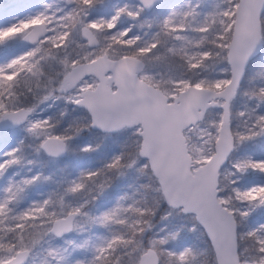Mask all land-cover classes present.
<instances>
[{"label": "snow or ice", "instance_id": "snow-or-ice-1", "mask_svg": "<svg viewBox=\"0 0 264 264\" xmlns=\"http://www.w3.org/2000/svg\"><path fill=\"white\" fill-rule=\"evenodd\" d=\"M260 52L264 0L0 9V264H264Z\"/></svg>", "mask_w": 264, "mask_h": 264}, {"label": "trees", "instance_id": "trees-1", "mask_svg": "<svg viewBox=\"0 0 264 264\" xmlns=\"http://www.w3.org/2000/svg\"><path fill=\"white\" fill-rule=\"evenodd\" d=\"M37 1L38 0H17L15 3H13V5H33V4L37 3ZM24 8H27V7H22L21 9H24ZM263 66H264V52H260L251 61V65H250V68H249V74L251 75V74H254V73L258 72L259 70H261V68ZM81 140H82V138H80L78 141H76V142H78V145H79ZM2 145L6 146L7 144H2ZM77 156H79V155H77ZM90 156L91 155H88L87 157H85V156L80 157L79 156V157L73 158L72 160L64 162V160H66L69 157V156H67V157H65L62 160V163L61 162L52 163V162H49V161L45 160V168H44V170L46 172L59 170L60 166L67 165L66 171L74 172L77 166H79L80 164L86 162V159L89 158V160L91 161L92 158H90ZM133 179L134 178L130 176L127 180H124L122 182H124V184L126 185L127 183L132 182ZM38 187H40V186H38ZM48 187H49L48 185H44L43 186L44 190H47ZM37 191H38V189L32 190L30 195L31 196H35ZM44 247H47V245H44ZM39 251L43 252L42 249L39 250ZM39 261L40 260H37V264H39Z\"/></svg>", "mask_w": 264, "mask_h": 264}, {"label": "rangeland", "instance_id": "rangeland-1", "mask_svg": "<svg viewBox=\"0 0 264 264\" xmlns=\"http://www.w3.org/2000/svg\"><path fill=\"white\" fill-rule=\"evenodd\" d=\"M17 0H0V9H3V8H7V7H9L10 5H13V3H15ZM169 2H172V3H175V2H179V0H169ZM39 3H40V0H38L37 1V3H35V4H33L34 6H39ZM27 11H28V8H24V9H21L20 10V13L21 14H26L27 13ZM98 14H105V10H101ZM1 58V57H0ZM264 67V66H263ZM86 135V136H85ZM83 137H81L82 138V140L80 141V143H79V145L81 144V143H84V142H87V139H88V134H85ZM79 140V139H78ZM78 140H76V141H78ZM74 142V147H76L77 145H78V142ZM8 146H11V144H7L6 146H3L2 144L0 145V151H3V150H5V148L6 147H8ZM103 151H107V149H105V150H103ZM77 155H79L80 157H82V156H85V157H87L88 155H91V157L90 158H97L99 155H100V153H94V154H83V153H70L68 156V158L66 159V160H64V162H66V161H69V160H72L73 158H76V157H79V156H77ZM86 161H90L89 160V158L88 159H86ZM59 162H61L62 163V160L61 161H59ZM61 167V166H60ZM2 183H3V181H0V185H2ZM124 187H125V184H124V182H118V184L114 187V189H113V192H116V191H121V190H123L124 189ZM259 219H264V217H261V218H259ZM43 257H44V252H41V251H39V254L37 255V260H41V259H43Z\"/></svg>", "mask_w": 264, "mask_h": 264}, {"label": "flooded vegetation", "instance_id": "flooded-vegetation-1", "mask_svg": "<svg viewBox=\"0 0 264 264\" xmlns=\"http://www.w3.org/2000/svg\"><path fill=\"white\" fill-rule=\"evenodd\" d=\"M90 157H91V156H90ZM96 159H97V158H95V159H94V158L92 157L91 161H93V162H94Z\"/></svg>", "mask_w": 264, "mask_h": 264}]
</instances>
